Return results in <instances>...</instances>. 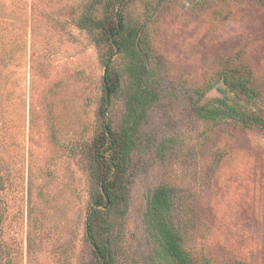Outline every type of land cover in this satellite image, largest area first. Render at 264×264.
Here are the masks:
<instances>
[{
  "label": "rangeland",
  "instance_id": "1",
  "mask_svg": "<svg viewBox=\"0 0 264 264\" xmlns=\"http://www.w3.org/2000/svg\"><path fill=\"white\" fill-rule=\"evenodd\" d=\"M80 2L0 0L2 264H80L89 258L84 153L102 122L104 70L91 36L73 24ZM132 8L129 14L144 23L149 37L158 100L128 168L119 264H164L146 223L159 187L169 190L172 223L187 250L215 264H264V130L242 132L195 113L219 96L208 83L235 54L264 91V5L137 0ZM77 70L82 79L72 86ZM54 83L60 84L50 98L60 103L56 139L42 106L44 88ZM123 93L124 85L103 124H119ZM80 143L83 164L70 153Z\"/></svg>",
  "mask_w": 264,
  "mask_h": 264
},
{
  "label": "trees",
  "instance_id": "2",
  "mask_svg": "<svg viewBox=\"0 0 264 264\" xmlns=\"http://www.w3.org/2000/svg\"><path fill=\"white\" fill-rule=\"evenodd\" d=\"M253 1L264 5V0ZM136 2L87 0L83 5L81 0L73 9L75 28L91 36L104 70L98 106L102 122L84 153L90 183L84 236L89 258L80 264H119L128 204V168L140 145L142 127L158 100L146 27L129 14ZM214 74L207 90L216 89L219 96L196 109L197 116L242 132L264 130L262 84L254 71L243 63L241 55L235 54L226 60ZM82 75L81 70L74 72L70 79L72 86L81 82ZM122 85L124 111L115 128L112 121L105 125L103 120L107 106L117 100ZM56 88H60L59 83L44 88L46 92L42 97L49 134L55 139L60 103L50 98ZM70 153L83 164V143L72 146ZM2 181L0 176V190ZM146 216L157 254L164 264H215L183 246V239L172 223L168 188L159 187L153 192ZM216 264L250 263L238 259Z\"/></svg>",
  "mask_w": 264,
  "mask_h": 264
}]
</instances>
